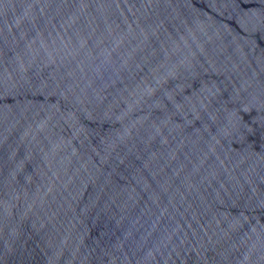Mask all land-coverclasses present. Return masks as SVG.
<instances>
[{
  "label": "water",
  "instance_id": "1",
  "mask_svg": "<svg viewBox=\"0 0 264 264\" xmlns=\"http://www.w3.org/2000/svg\"><path fill=\"white\" fill-rule=\"evenodd\" d=\"M0 264H264V0H0Z\"/></svg>",
  "mask_w": 264,
  "mask_h": 264
}]
</instances>
